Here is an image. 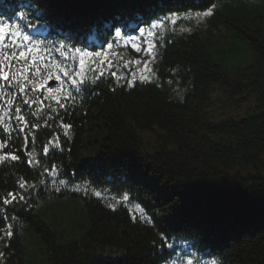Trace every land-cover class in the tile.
<instances>
[{
	"label": "trees",
	"instance_id": "trees-1",
	"mask_svg": "<svg viewBox=\"0 0 264 264\" xmlns=\"http://www.w3.org/2000/svg\"><path fill=\"white\" fill-rule=\"evenodd\" d=\"M251 1L264 0H0L3 9L25 7L38 46L64 36L105 57H90L93 76L81 70L99 79L80 102L69 90L67 101L62 89L48 93L57 62L18 60L20 85H43L32 91L49 98L21 100L24 132L18 120L5 118L10 132L0 126V156L19 157L0 162V235L9 224L13 232L0 240L2 264L24 263L26 224L45 245L44 264H264V13ZM209 8L198 21L194 13ZM127 21L143 26L140 51ZM154 42L152 62L144 49ZM229 50L243 52L240 65L222 54ZM145 61L155 77L142 83ZM218 93L222 111L213 108ZM8 193L24 199L4 204ZM53 197L82 206L81 234L74 216L66 226L65 214L50 217Z\"/></svg>",
	"mask_w": 264,
	"mask_h": 264
},
{
	"label": "snow or ice",
	"instance_id": "snow-or-ice-1",
	"mask_svg": "<svg viewBox=\"0 0 264 264\" xmlns=\"http://www.w3.org/2000/svg\"><path fill=\"white\" fill-rule=\"evenodd\" d=\"M210 15H212V8H209V9L203 11V12L194 13V16L198 19V21L199 20H203L204 18H206V17H208ZM157 26H158L157 24H153L151 26V28H156ZM108 31H110V29H108ZM20 35L21 34H20L19 31H15L14 32V31L9 30L8 26L0 25V66H10L11 61L16 59V53L15 52L5 53L4 49L6 47L7 48L18 47V45L15 44V41H12L10 38L13 37V36L20 37ZM115 35H116L117 38L121 37V32H120L119 29L116 30ZM140 35H141V37L144 36V29H140ZM154 35H155L154 32H152L151 30L148 31V36H154ZM22 39L31 42V37L28 36V35L22 36ZM128 39L129 40H133L134 38L133 37H128ZM6 40L9 41L7 44L5 43ZM111 46H112L111 44L108 45L109 48H111ZM25 47H27V45H25ZM133 47H136L137 51L141 50V48L138 47L136 44H133ZM63 48H65V45L62 44V45H60V48L56 49V51L59 52L64 57V59H68L69 53L67 51H64V52L60 51V49H63ZM144 50L146 52H148V54L151 56L152 62H155L156 56H157V52L155 50V42L153 44H151V45H148ZM75 51L76 52H81L80 49H76ZM81 54L83 55L84 53H81ZM87 54L91 55L92 53H87ZM23 55H24V53L21 52L20 56L23 57ZM96 55H100V53H96ZM37 63H38V61H34V65L37 64ZM79 63L81 65H83V63H84L83 59H81ZM137 63H139V62L137 61ZM34 71H35V73L39 74L41 70H40V68H34ZM57 71H62L63 76L64 77H68L70 79L72 85L77 88V92L80 91L81 87H84V86L88 85L89 83L94 84L96 82V80L99 79V76H97L95 78V80L89 81L88 79L81 77V73L79 71H77L75 73H69L66 69H60L58 64H57ZM144 71H145L146 74L140 75L139 81L142 82V83L143 82H150L155 77V72H153L152 69L149 67V62L148 61H145V69H144ZM173 71H175V70H173ZM19 75L22 76L23 74L20 73ZM113 75L115 76L116 73H113ZM73 77H81V78L76 79V78H73ZM24 79L27 80V77H24ZM57 79H59V77H57ZM0 81L8 82V87H11V82L12 81H16L17 83H19L18 76L14 75L12 72H4L3 71V67H0ZM134 83H135V76H133V79L127 81L128 86H133ZM30 84H32V81H30V80L27 83L21 84L19 91L21 93H24L25 89L28 88ZM42 87H43V85H36V86H34L32 88V90L36 91L38 88H42ZM62 90L65 92V95L63 97L64 100L67 101V100H70V99L74 98L72 96V93L68 92L67 89H62ZM47 91H48L49 94H51L53 92V90L51 88H49ZM47 98H49V97H45V99H47ZM51 98H54L55 102L60 107H62V108L65 107V104L61 103V98L60 97H51ZM0 100H7V104L8 105H13L14 104V99L9 98L8 93L3 92V91H0ZM24 103L28 104L29 106H31L32 104H36V103H39V104L43 105L44 104V99H40L39 101H37V100H31V101L25 100ZM15 111L17 113L15 119L18 120L23 125V127H19L17 130L20 131V132H24L26 127H27V121L25 120V117L20 114V109L19 108H16ZM6 116H8L9 118H12V117H10L9 112L0 113V126H3V130L5 132H10L11 129H10L9 125L7 123H5V117ZM33 127H36V126L33 125ZM62 127L65 130V135H67L68 134V129L71 128V125L62 124ZM25 139L27 141L28 137L26 136ZM3 146L4 145H0V147H3ZM47 152H48V148H47V146H45L44 154L47 155ZM31 155L32 154L29 153V156H31ZM9 156H10V158L12 160H18L19 159V157L9 154V155L0 156V162H4L5 160L9 159ZM28 163L32 164V160H29ZM53 170H55V166H53ZM46 171H47V169H46ZM18 183H19V187L21 189L26 187V182H24L22 178H21V180ZM61 183H63V182L61 181ZM94 194L96 196H100L99 192H96ZM7 196L10 197L11 199H3V203L4 204H10L14 200H16L17 198H19L20 200L24 199L23 196H18V194H13V193H8ZM128 199H129L128 195L125 194L124 197H123V200L127 201ZM120 202H122V201H120ZM109 207H114V205H109ZM136 207L139 208L140 206L137 205ZM6 228H7V231L4 233V235H0V240L5 239L6 237H11L13 235L12 225L11 224L6 225ZM2 231L3 230H0V232H2ZM2 255L3 254L0 253V256H2ZM212 264H216V261H212Z\"/></svg>",
	"mask_w": 264,
	"mask_h": 264
},
{
	"label": "rangeland",
	"instance_id": "rangeland-1",
	"mask_svg": "<svg viewBox=\"0 0 264 264\" xmlns=\"http://www.w3.org/2000/svg\"><path fill=\"white\" fill-rule=\"evenodd\" d=\"M249 4H251L249 7L252 9H255L256 12L262 13V14L264 13V1H251L249 2ZM227 49H228V46L226 44L225 46H223L222 50H227ZM242 53L243 52L240 50H229L226 52H222L223 55H230V57H232L230 61L234 65H240L242 63L241 60L240 59L238 60L235 56V54L239 55ZM143 65L145 67V63ZM221 96H223V94L218 93V94H215L213 97V100H214L213 108L217 111H222L220 109V102H219ZM246 105L247 103H243L242 104L243 108ZM55 199L56 197H53L52 202L49 203L50 205L49 208L53 211L49 213V214L52 213L50 217L56 218L55 216L56 214H65V221L63 225L66 226L71 216H74L73 220L70 221V226L74 227L75 230L78 229V225L82 223V217L85 216L82 206H79L73 201H66L65 199H60V200L59 199L55 200ZM35 209L37 212L40 211V207L38 206H36ZM56 224H57V221H56ZM78 230H79V234H81L82 233L81 229H78ZM20 234L22 238L24 239L25 245H26L25 258H24L23 264H44L45 263L44 258L46 256V252H45L46 249H45V245L43 241H41L42 239H40L39 234H37L29 224H26L25 230L21 231ZM64 240L71 241L72 239L66 238Z\"/></svg>",
	"mask_w": 264,
	"mask_h": 264
}]
</instances>
